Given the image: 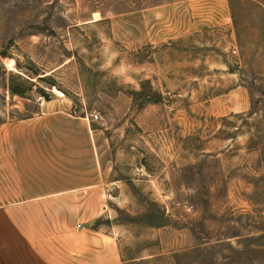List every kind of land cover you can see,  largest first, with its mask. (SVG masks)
Segmentation results:
<instances>
[{
	"label": "rangeland",
	"instance_id": "374dc122",
	"mask_svg": "<svg viewBox=\"0 0 264 264\" xmlns=\"http://www.w3.org/2000/svg\"><path fill=\"white\" fill-rule=\"evenodd\" d=\"M54 109L124 264H264V0H0V123Z\"/></svg>",
	"mask_w": 264,
	"mask_h": 264
},
{
	"label": "crops",
	"instance_id": "0c3cea01",
	"mask_svg": "<svg viewBox=\"0 0 264 264\" xmlns=\"http://www.w3.org/2000/svg\"><path fill=\"white\" fill-rule=\"evenodd\" d=\"M92 121L63 109L0 123V264H124Z\"/></svg>",
	"mask_w": 264,
	"mask_h": 264
},
{
	"label": "trees",
	"instance_id": "16d2710c",
	"mask_svg": "<svg viewBox=\"0 0 264 264\" xmlns=\"http://www.w3.org/2000/svg\"><path fill=\"white\" fill-rule=\"evenodd\" d=\"M3 56L4 57H7L8 55H6L5 53H3ZM18 66H20V65H18ZM37 76H40V73H37ZM41 80H49L50 79V77H39ZM16 94H23L21 91H14ZM41 92V94L43 95V96H45V97H48V93L45 91V90H41L40 91Z\"/></svg>",
	"mask_w": 264,
	"mask_h": 264
},
{
	"label": "built area",
	"instance_id": "2783aa9c",
	"mask_svg": "<svg viewBox=\"0 0 264 264\" xmlns=\"http://www.w3.org/2000/svg\"><path fill=\"white\" fill-rule=\"evenodd\" d=\"M92 116L94 117L93 119H96V120L99 119V115H93L92 114Z\"/></svg>",
	"mask_w": 264,
	"mask_h": 264
}]
</instances>
